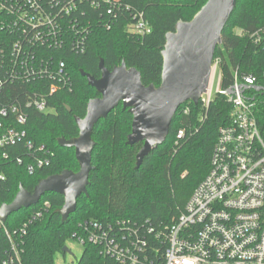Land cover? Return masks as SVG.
<instances>
[{"label":"trees","instance_id":"16d2710c","mask_svg":"<svg viewBox=\"0 0 264 264\" xmlns=\"http://www.w3.org/2000/svg\"><path fill=\"white\" fill-rule=\"evenodd\" d=\"M122 13L104 27L107 20L103 8L89 9L85 13L92 19L90 33L83 52L68 48L58 53L67 65L72 80L71 89L58 90L47 96L50 112H40L32 107L25 109L24 128L34 148L44 146L53 153L49 164L30 174L27 164L34 157H41L38 150L28 151L23 142L0 149V206L9 203L19 185L32 191L43 178L63 169L78 170L73 148L60 147L59 137L66 139L78 135L74 116L83 117L89 99L99 96L88 85L80 70L94 78L100 76V59L106 68L112 69L122 60L127 67H135L144 85L158 86L161 82L162 56L160 51L165 34L173 31L177 21H188L206 0H118ZM141 13L150 25V32L142 36L129 30L134 15ZM101 20V22H99ZM264 25V0H237L221 33V43L216 46L213 57L220 56L222 74L220 89L227 90L232 83V70L239 68L242 74H253L264 89V49L255 46L247 35ZM39 83L14 84L0 93V104L17 97L24 99L29 91L46 93V87L38 90ZM66 105L70 110L66 109ZM189 108L188 113L183 109ZM232 105L223 93L217 92L210 103L206 117L200 104L187 101L180 105L171 121L164 142L153 148L135 168V155L142 143L127 145L131 114L121 104L100 119L92 132L95 145L91 153L93 169L89 172L87 194L77 198L76 209L62 222L59 209L64 199L60 194L46 193L39 202L27 209H20L7 217L0 229V262L8 256L9 242L4 228L13 231L39 209L43 201H49L50 209L42 218L27 227L21 244L22 264H55L54 258L74 240L73 233L79 224L88 220L113 221L126 219L138 224L147 222L155 230L163 231L170 226L184 207L193 189L209 170L210 157L218 130L228 124ZM260 135L264 141V91L258 93L255 107ZM179 129L184 136L176 140ZM6 153V156L3 154ZM17 158L22 163H17ZM82 253L75 264H119L100 253L99 248L83 244Z\"/></svg>","mask_w":264,"mask_h":264},{"label":"built area","instance_id":"2783aa9c","mask_svg":"<svg viewBox=\"0 0 264 264\" xmlns=\"http://www.w3.org/2000/svg\"><path fill=\"white\" fill-rule=\"evenodd\" d=\"M84 6L103 8L108 19L102 25L107 28L127 9L118 0H0V93L14 84L37 82L38 90L46 87L44 94L29 91L24 99L0 104V149L23 142L26 150L42 152L27 164L30 174L48 165L53 153L44 146L35 149L20 127L26 120L25 109L44 112L50 109L47 96L71 89L70 73L58 53L66 48L75 53L85 50L92 19ZM129 30L142 36L150 32V25L138 13ZM238 33L264 49V25ZM220 61V56L213 57L208 87L197 104L203 120L214 95L221 92L232 105L230 120L219 128L209 170L175 221L160 231L147 222L88 220L79 224L74 241L98 247L102 255L119 264H264V141L255 113L257 95L264 90L255 75L242 74L236 67L227 94L228 89H220ZM261 76L264 79V72ZM188 111V107L183 109ZM183 136L184 130L179 129L176 140ZM17 163L22 159L17 158ZM49 209L45 200L21 227L3 229L9 250L0 264H22L21 244L27 227Z\"/></svg>","mask_w":264,"mask_h":264},{"label":"water","instance_id":"95a60500","mask_svg":"<svg viewBox=\"0 0 264 264\" xmlns=\"http://www.w3.org/2000/svg\"><path fill=\"white\" fill-rule=\"evenodd\" d=\"M236 1L206 0L190 20L176 22L173 31L165 34L160 51L162 69L158 86L144 85L139 70L127 67L124 60L108 69L100 59L98 78L80 70L99 96L88 100L83 117L74 116L78 135L57 139L60 147L73 148L78 170L63 169L51 174L41 179L32 191L19 185L12 201L0 206V229L8 216L36 205L46 193L63 196L64 202L59 209L62 222L74 213L77 198L87 194L88 176L93 169V129L119 104L132 117L125 143L129 146L142 143L135 155V168H138L143 158L166 139L178 107L187 101L197 104L200 95L206 91L215 48L221 43V33ZM230 93L228 89L227 94ZM66 109L70 110V107L66 105ZM62 252L71 253L66 245Z\"/></svg>","mask_w":264,"mask_h":264},{"label":"rangeland","instance_id":"374dc122","mask_svg":"<svg viewBox=\"0 0 264 264\" xmlns=\"http://www.w3.org/2000/svg\"><path fill=\"white\" fill-rule=\"evenodd\" d=\"M218 85V72L216 73L213 84H212V91L215 92ZM51 109H46L44 112H50ZM67 247L69 248L71 253H58L55 255L54 263L55 264H70L71 262H75L79 259L83 246L74 240L67 241Z\"/></svg>","mask_w":264,"mask_h":264}]
</instances>
